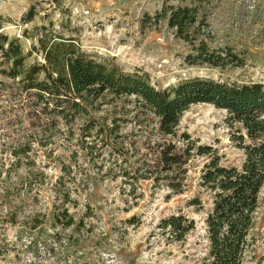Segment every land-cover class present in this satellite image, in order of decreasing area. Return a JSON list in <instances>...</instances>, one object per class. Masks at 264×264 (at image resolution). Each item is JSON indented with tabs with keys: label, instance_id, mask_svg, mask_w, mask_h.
I'll return each mask as SVG.
<instances>
[{
	"label": "rangeland",
	"instance_id": "374dc122",
	"mask_svg": "<svg viewBox=\"0 0 264 264\" xmlns=\"http://www.w3.org/2000/svg\"><path fill=\"white\" fill-rule=\"evenodd\" d=\"M178 6L195 7L210 47L232 49L244 66L188 65L190 45L167 26ZM0 19V32L20 41L26 65L43 61L39 38L61 37L125 73L139 70L156 89L197 76L264 83V0H0ZM8 68L0 57V264H200L211 196L199 178L209 158L192 151L179 169L161 172L158 157L165 145L185 149L186 134L212 147L221 166L240 168L245 156L231 140L238 126L227 123L226 111L193 105L171 138L134 97L104 93L69 122L52 108L41 114L3 74ZM19 149L24 154L15 157ZM195 197L201 204L188 205ZM63 210L75 226L55 222L54 215L63 222ZM171 215L194 221L181 242L159 228ZM253 234L243 264H264V188Z\"/></svg>",
	"mask_w": 264,
	"mask_h": 264
},
{
	"label": "trees",
	"instance_id": "16d2710c",
	"mask_svg": "<svg viewBox=\"0 0 264 264\" xmlns=\"http://www.w3.org/2000/svg\"><path fill=\"white\" fill-rule=\"evenodd\" d=\"M32 17L29 12L28 20ZM167 26L190 45V53L185 58L188 65L221 71L244 66V59L232 49L210 47L201 31L208 24L195 7L170 8ZM38 45L36 50L42 53V63L26 65L27 56L20 41L0 32V57L9 65L8 71L2 72L9 79L17 80V88L41 105V114L52 108L49 113L72 122L85 112L84 104L90 105L104 93L116 98L134 97L155 117L160 134L173 138L180 118L189 107L206 104L226 111L227 123L238 126L231 140L245 156L240 168L221 166L212 147L196 145L186 134L182 138L187 140V147L178 150L174 144L165 145L159 154L158 166L161 172H168L173 166L179 169L188 162L192 151L209 158L199 178V187L211 196L205 219L208 247L200 264H243L246 252L256 242L253 231L264 188V83L197 76L156 89L146 74H140L139 70L125 73L109 60H99L82 52L71 39L50 40L43 36L38 39ZM21 154L24 151L19 149L13 155ZM171 182L169 188L180 192V183ZM200 204L199 197L188 203ZM61 218L63 222L54 215L55 222L65 227L75 226L74 218L66 210L62 211ZM159 228L167 230L172 240L181 242L194 229V221L183 215H171L160 221Z\"/></svg>",
	"mask_w": 264,
	"mask_h": 264
}]
</instances>
